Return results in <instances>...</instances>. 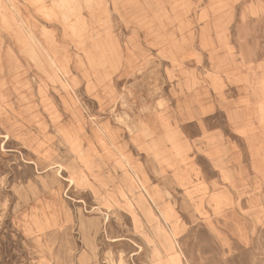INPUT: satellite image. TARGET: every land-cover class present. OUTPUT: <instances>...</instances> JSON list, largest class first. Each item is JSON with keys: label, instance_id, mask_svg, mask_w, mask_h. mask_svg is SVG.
Wrapping results in <instances>:
<instances>
[{"label": "rangeland", "instance_id": "obj_1", "mask_svg": "<svg viewBox=\"0 0 264 264\" xmlns=\"http://www.w3.org/2000/svg\"><path fill=\"white\" fill-rule=\"evenodd\" d=\"M0 264H264V0H0Z\"/></svg>", "mask_w": 264, "mask_h": 264}]
</instances>
